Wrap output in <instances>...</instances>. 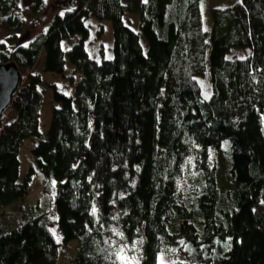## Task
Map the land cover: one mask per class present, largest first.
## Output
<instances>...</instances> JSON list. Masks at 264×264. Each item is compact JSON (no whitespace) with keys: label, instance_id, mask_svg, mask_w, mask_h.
<instances>
[{"label":"trees","instance_id":"trees-1","mask_svg":"<svg viewBox=\"0 0 264 264\" xmlns=\"http://www.w3.org/2000/svg\"><path fill=\"white\" fill-rule=\"evenodd\" d=\"M214 1L74 0L21 43L19 0H0V60L22 77L0 122V264H59L74 240L65 264H264V0ZM90 19L111 24V58L87 53ZM66 71L41 133L42 74ZM36 171L45 204L24 203Z\"/></svg>","mask_w":264,"mask_h":264},{"label":"rangeland","instance_id":"rangeland-1","mask_svg":"<svg viewBox=\"0 0 264 264\" xmlns=\"http://www.w3.org/2000/svg\"><path fill=\"white\" fill-rule=\"evenodd\" d=\"M207 1V0H206ZM210 1V0H209ZM236 0H215L213 2L214 6H229L232 5ZM24 0H19V5L21 7L20 13L22 14V18L24 21L23 29L18 34V37L21 39V43H27L34 37H36L38 34L42 33L47 26L49 25L51 19L55 15H61L62 10H58L56 8H62L61 4L59 3V0H42V7L39 10L38 15H33L30 13V11L24 7ZM56 6L55 8H53ZM126 22L128 27L131 29L137 31V23H138V17L135 15H127ZM88 27V39L84 42L85 49L89 56L94 59L95 61L99 62L102 59H109L111 58V48H112V28L111 24L107 21L99 22L95 19H90L87 22ZM101 30V31H100ZM11 34H8L6 31H0V42H5L6 40L10 39ZM80 41V38L78 36H74L70 38L67 41H64L62 43V49L64 51H67L73 44L78 43ZM232 55H235L237 57H244L247 55V52H238L234 51ZM71 76L69 71H66L63 76H56V75H45L42 74V83L40 86V91L42 92L43 97V111L39 118V131L44 133L46 131L49 117H50V108L53 106L52 102V96L50 95V89L49 86H54L56 90L66 96H70L72 93L73 88L70 87L69 84V77ZM79 74H76L74 77V80L79 79ZM201 88L204 91V95L206 93L209 94L210 86L208 84V81L205 80L200 83ZM39 90V89H38ZM14 113L12 110L7 111L3 117H1V123H9L13 120ZM29 143L27 144V146ZM26 146V147H27ZM27 148H24L21 152V160L23 168V171L29 170L31 167L35 168L34 161L30 157L29 153L27 154ZM51 181L41 175L38 171L35 172V174L32 176L30 184H29V190L26 198L24 199V203L27 202H33L37 199V197L41 196L38 200V204H45L44 202L48 203V197L49 196V188L50 191H52V187L50 185ZM46 188V189H45ZM37 201V200H36ZM34 203V202H33ZM33 203L28 204V207H31ZM27 208V207H26ZM52 236L56 241H60V235L58 228L57 234H55V230L52 229V226L49 228ZM59 238V239H58ZM70 245L67 246V249L63 248V250L60 249V255L59 260L61 263L59 264H65L67 257H72L74 255L73 251H67L68 248L71 247H77L76 240L69 242ZM74 247V249H75ZM76 250V249H75ZM65 251V252H64ZM121 258L123 261L127 264H133L134 258L128 254H121ZM161 264H166L165 260H160Z\"/></svg>","mask_w":264,"mask_h":264},{"label":"water","instance_id":"water-1","mask_svg":"<svg viewBox=\"0 0 264 264\" xmlns=\"http://www.w3.org/2000/svg\"><path fill=\"white\" fill-rule=\"evenodd\" d=\"M61 5L74 9V0H63ZM21 72L13 61L0 60V121L1 117L10 110L11 103L21 85Z\"/></svg>","mask_w":264,"mask_h":264},{"label":"snow or ice","instance_id":"snow-or-ice-1","mask_svg":"<svg viewBox=\"0 0 264 264\" xmlns=\"http://www.w3.org/2000/svg\"><path fill=\"white\" fill-rule=\"evenodd\" d=\"M209 95L208 93L205 94V99H208L209 98Z\"/></svg>","mask_w":264,"mask_h":264}]
</instances>
